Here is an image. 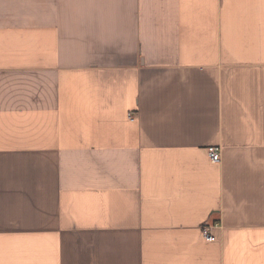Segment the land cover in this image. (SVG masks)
I'll return each instance as SVG.
<instances>
[{"label": "crops", "instance_id": "0c3cea01", "mask_svg": "<svg viewBox=\"0 0 264 264\" xmlns=\"http://www.w3.org/2000/svg\"><path fill=\"white\" fill-rule=\"evenodd\" d=\"M0 264H264V0H0Z\"/></svg>", "mask_w": 264, "mask_h": 264}, {"label": "built area", "instance_id": "2783aa9c", "mask_svg": "<svg viewBox=\"0 0 264 264\" xmlns=\"http://www.w3.org/2000/svg\"><path fill=\"white\" fill-rule=\"evenodd\" d=\"M208 156L212 164H220L222 160V153L220 148L218 147H209L208 148ZM212 226H205L203 228V237L206 241L212 242L215 240L213 235L211 234Z\"/></svg>", "mask_w": 264, "mask_h": 264}]
</instances>
